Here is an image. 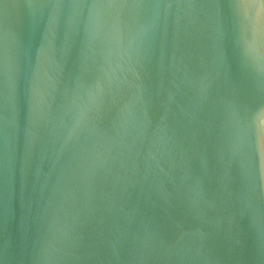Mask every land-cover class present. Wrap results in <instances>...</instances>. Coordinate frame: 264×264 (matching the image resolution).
I'll return each instance as SVG.
<instances>
[{
  "label": "water",
  "instance_id": "obj_1",
  "mask_svg": "<svg viewBox=\"0 0 264 264\" xmlns=\"http://www.w3.org/2000/svg\"><path fill=\"white\" fill-rule=\"evenodd\" d=\"M214 13L0 0V264H264Z\"/></svg>",
  "mask_w": 264,
  "mask_h": 264
},
{
  "label": "snow or ice",
  "instance_id": "obj_2",
  "mask_svg": "<svg viewBox=\"0 0 264 264\" xmlns=\"http://www.w3.org/2000/svg\"><path fill=\"white\" fill-rule=\"evenodd\" d=\"M215 9L220 46L230 52L235 75L229 83L230 111L218 119L228 147L264 182V13L258 0H208Z\"/></svg>",
  "mask_w": 264,
  "mask_h": 264
}]
</instances>
